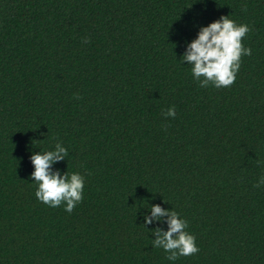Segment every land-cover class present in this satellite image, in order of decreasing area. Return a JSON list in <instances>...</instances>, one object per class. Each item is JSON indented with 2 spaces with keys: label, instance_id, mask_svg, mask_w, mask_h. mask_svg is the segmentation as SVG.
Listing matches in <instances>:
<instances>
[{
  "label": "trees",
  "instance_id": "16d2710c",
  "mask_svg": "<svg viewBox=\"0 0 264 264\" xmlns=\"http://www.w3.org/2000/svg\"><path fill=\"white\" fill-rule=\"evenodd\" d=\"M221 16L252 53L202 87L180 57ZM57 142L53 169L85 177L71 212L30 176ZM262 175L264 0H0V264H264ZM152 204L197 253L152 246Z\"/></svg>",
  "mask_w": 264,
  "mask_h": 264
},
{
  "label": "clouds",
  "instance_id": "9594fccd",
  "mask_svg": "<svg viewBox=\"0 0 264 264\" xmlns=\"http://www.w3.org/2000/svg\"><path fill=\"white\" fill-rule=\"evenodd\" d=\"M250 31L247 24H237L229 16L200 25L197 35L186 43L180 60L192 65L193 79L200 85L227 87L234 83L241 66V58L251 55L252 49L245 47L242 38ZM167 117H175V106L169 107ZM68 156V150L57 142L54 149L33 152L30 159L33 171L30 174L37 185L36 198L49 207H59L62 203L65 211L71 212L83 200L85 177L79 172L71 175L65 171L54 170L53 165ZM264 184V175L260 177L257 187ZM150 215H145L144 224L167 223V230L154 229L156 239L152 246L162 248L168 253V260L176 261L180 256H190L199 251L196 237L186 229L188 222L174 209L152 204ZM166 218V219H165Z\"/></svg>",
  "mask_w": 264,
  "mask_h": 264
}]
</instances>
